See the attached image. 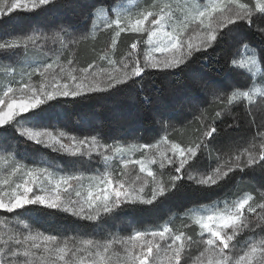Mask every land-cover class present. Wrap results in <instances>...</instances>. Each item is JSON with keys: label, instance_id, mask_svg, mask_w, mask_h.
Wrapping results in <instances>:
<instances>
[{"label": "snow or ice", "instance_id": "6c2138e0", "mask_svg": "<svg viewBox=\"0 0 264 264\" xmlns=\"http://www.w3.org/2000/svg\"><path fill=\"white\" fill-rule=\"evenodd\" d=\"M79 6L87 9L90 25L83 33L69 25L0 38V55L22 54L19 71L6 68L9 79L0 83V213L43 209L98 225L138 208L158 207L185 186L210 191L237 173L264 177V118L256 116L258 108L264 110V44L254 47L246 37L254 30L264 41V0H144L134 9L123 0H95ZM62 7V0H0V23ZM104 34L108 38L98 50ZM89 40L90 55L81 59L78 49ZM225 42L241 56L229 58L228 67L244 73L247 90L221 91L210 75L193 69L195 62H218L216 50ZM185 73L187 81H169L167 87L156 80ZM145 81L154 95L143 94ZM134 87L135 103L159 125L154 142L108 143L99 133L78 135L40 123L57 105ZM161 97L171 103L163 105ZM244 103L252 135L236 146L227 133L239 129V122L223 121ZM184 105L192 119L178 127L171 113ZM10 129L43 150L94 167L30 165L3 137ZM222 137L224 144H218ZM205 158L214 159L215 166L199 171ZM181 219L179 227L164 223L122 237L61 239L27 230L24 221L26 232L14 230L0 218L5 229L0 264H264V191L256 196L244 191L222 208L219 202L192 207Z\"/></svg>", "mask_w": 264, "mask_h": 264}, {"label": "trees", "instance_id": "16d2710c", "mask_svg": "<svg viewBox=\"0 0 264 264\" xmlns=\"http://www.w3.org/2000/svg\"><path fill=\"white\" fill-rule=\"evenodd\" d=\"M62 2L66 7L48 9L44 11L43 14L40 12L37 14L24 13L18 14V16L25 25L39 22L43 16L47 19L49 18L52 23L66 22L67 24L71 21L74 22L75 25H79L86 22L87 16V9L79 5H87L88 3L95 2V0H62ZM62 17L65 18L63 19ZM57 18L59 19L57 20ZM246 34L256 47L264 44V41L258 37L254 30L247 31ZM122 39L129 43L131 42L130 37L122 36ZM123 45L124 44H121V46ZM90 48L89 42L80 47L79 52H85L84 59L89 57L90 53L88 50ZM226 51L225 45H222L216 50V52L220 54L218 62L214 59H210L207 64L195 62L193 64V69L196 71H204L207 75H210L220 84L221 91L227 92L228 89L234 88L245 89L249 85V82L245 78L244 73L229 69V54H227ZM215 54L216 53H212L211 55L215 56ZM178 79L187 81V73L178 77H156L157 82L164 87H167L169 81ZM149 83V81H145L143 94L154 95V88L149 87ZM136 94L137 88L134 87L113 96L104 95L77 104L65 103L57 105L49 109L40 118V123L49 126L56 125L61 130H69L78 135L86 131L93 134L99 133L108 143H111L113 140L125 141V135H128V133L122 129L124 125L129 127L131 123H134L133 126H130V128L134 129V135L139 136L140 139L145 142H149L152 140V132L154 133L156 128H159V125H154L150 115L135 103L134 97ZM161 101L163 105L171 103L164 97H161ZM189 108L190 106L184 105L182 111L178 107L175 113H171L174 117L173 121L178 118V121H175L174 124L179 122L178 125L182 126L192 119V116L188 114ZM246 110L247 107L245 103L235 106L232 110V116L223 121L224 124H231L233 123V118H235L240 124L239 129H229L227 133L228 136H236L243 132L252 134V129L246 126ZM188 131L190 134L191 130L189 129ZM2 135L11 145V151L17 153L19 158L26 160L28 163L44 156L56 162L64 161V157L57 156L54 153L41 149L39 146L26 142L11 129ZM220 141H224V138L222 137L218 142ZM213 160H211V162H213ZM253 175V173L243 175L237 173L226 182H223L219 188L210 191H201L191 186H185L180 192L175 193L166 200V205L181 207L190 204L211 202L215 197L223 193V188L227 185H229L228 189L236 187L237 195L246 190L254 191L255 180L253 179ZM184 196L188 197L186 203L183 202ZM152 210L153 207H142L115 217L122 219L124 222L132 221L140 225L143 223L141 219L144 216L147 218L148 215H151L153 213ZM19 216L33 228L50 234L62 235L65 233H77L80 234V236H91V234L97 231V224L78 221L70 216L52 213L43 209L21 210ZM167 219H169V215L162 217L163 221Z\"/></svg>", "mask_w": 264, "mask_h": 264}, {"label": "rangeland", "instance_id": "374dc122", "mask_svg": "<svg viewBox=\"0 0 264 264\" xmlns=\"http://www.w3.org/2000/svg\"><path fill=\"white\" fill-rule=\"evenodd\" d=\"M123 2L125 3V5L127 7L133 8L135 7V3L139 2L141 4L144 3V0H123ZM163 2H167V0H163ZM174 3H181L182 0H173ZM90 4V3H88ZM50 12V11H49ZM48 12V13H49ZM41 14L44 13V11H40ZM63 19L65 17H62ZM59 18H57L58 20ZM69 25H71L73 28H75L77 30L78 33H83L85 31L86 27H90V25L87 24V21L83 24H79V25H75L74 22L69 21L67 24L66 22H56V23H52V21L48 18H45L44 16L40 19L39 22H34V23H29V24H24L23 21L20 20L19 16H14L13 19L11 21H7L5 20L3 23H0V38H8L12 35H18V34H28L30 31L35 30L37 32H55L58 31L60 27H68ZM247 41L251 43L252 46L256 47L253 42L250 40V38L247 36ZM107 34L101 35L99 37L98 42L96 43V47L99 50V48H101L103 46V42L107 40ZM90 46H92V41L89 40L88 41ZM225 47H226V53L229 54V58H236V59H240L241 56L237 55L234 56V44L232 43H228L225 42ZM51 45H49L50 47ZM82 46V45H81ZM123 46H121V48H123ZM80 48L78 49V54L80 55L81 59H84L85 56V52L82 51L81 53L79 52ZM36 57L33 56L30 58V60L35 59ZM22 54L21 53H14V54H4V55H0V83L6 82L7 79H9L8 76L5 75V69L8 67H15L18 71L19 69L22 67ZM17 79H19V77L17 76ZM217 83V82H216ZM219 87L220 84L217 83ZM248 87V86H247ZM247 87L245 89H241V90H247ZM221 90V88H220ZM233 89H228L227 92H230ZM246 104V103H245ZM247 107V104H246ZM247 112V111H246ZM256 116H257V120L264 118V110L261 109H257L256 110ZM247 120H248V116H247ZM175 121H178V118L176 120L173 121V123ZM179 122L176 123L177 126ZM134 123H131L130 126H133ZM130 126L128 127L127 125H124V128L122 130H124L125 132L128 133V135H125L126 142L129 143H135V142H140V143H146L145 141L141 140L139 136L134 135V129L130 128ZM158 128H156L157 130ZM89 134H93L90 132H84L83 134L80 135H89ZM152 140H150L149 142H154L155 138H158L157 135V131H155L154 133L152 132ZM252 134H248L246 132H243L239 135L236 136H230L232 138V143L236 146H243L244 142L249 140ZM224 141H220L218 142V144H224ZM225 151H227V147H225L224 149ZM0 152H3V148L0 147ZM41 161H47L49 163H53L55 164L57 167H62L65 170H86L89 169L91 167H94V165H88V164H81V163H74L73 161L67 159L64 157V161L63 162H56L53 161L52 159H50L49 157H39L37 158L35 161H31L29 164L33 165L34 163H39ZM216 161L213 160V162L209 161L207 158L204 161H201V163L198 165V170L199 171H206L208 170V168L210 166L214 167L215 166ZM40 166H43L42 164ZM253 179L255 180L254 182V186H255V190L252 191V194L254 196L258 195L260 191H264V177H262L259 173H255L253 175ZM252 181V180H250ZM229 185H227L226 187L223 188V193L217 197H215L211 202H206V203H202V204H190V205H185V206H181V207H175V206H171V205H166L167 201H164L162 204H160L158 207L153 208V213L151 215H148L147 218L144 216L141 220H143L140 225H137V223L135 222H124L122 219H118L116 217H111V218H106L104 222L98 224L97 227V231L93 234H91V236H80V234H69V233H65V234H60L59 236L61 237V239L63 238H71L74 237L76 239L79 238H96V239H106V238H111L112 236H116V237H122V236H126L128 234H130V232L132 230L135 229H139V230H144V229H155L160 227L162 224L164 223H169L170 225L174 226V227H179L182 223V217L184 216V213L187 209H190L192 207H203V208H211L214 204H216L217 202H219V206L222 208L223 207V202L225 200H232L237 198L238 195L242 194L244 191H242L240 194L237 195L236 191V187L228 189ZM248 191V190H246ZM187 198L186 196H184L183 202L186 203L187 202ZM169 215V219H167L166 221L162 220V217ZM0 218L5 220V224L10 227L13 228L14 230L17 231H21V232H26L27 230H32V231H39L35 228H33L30 224H28L27 222L24 221V223L29 225V229H24L23 224L20 223V221H23V219L20 218V216L18 215H4V214H0ZM183 222H187V221H183ZM4 226L0 225V231H4ZM46 234H50L48 232H45ZM189 264H191V262H189Z\"/></svg>", "mask_w": 264, "mask_h": 264}]
</instances>
